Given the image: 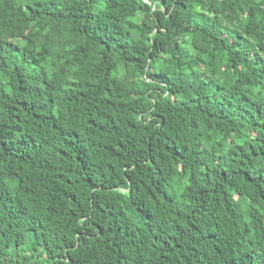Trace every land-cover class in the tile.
I'll return each mask as SVG.
<instances>
[{"label": "trees", "instance_id": "1", "mask_svg": "<svg viewBox=\"0 0 264 264\" xmlns=\"http://www.w3.org/2000/svg\"><path fill=\"white\" fill-rule=\"evenodd\" d=\"M0 264H264V0H0Z\"/></svg>", "mask_w": 264, "mask_h": 264}]
</instances>
